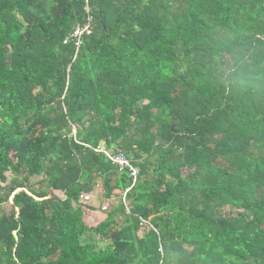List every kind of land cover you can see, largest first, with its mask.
<instances>
[{
	"label": "trees",
	"instance_id": "obj_1",
	"mask_svg": "<svg viewBox=\"0 0 264 264\" xmlns=\"http://www.w3.org/2000/svg\"><path fill=\"white\" fill-rule=\"evenodd\" d=\"M0 264H264V0H0Z\"/></svg>",
	"mask_w": 264,
	"mask_h": 264
},
{
	"label": "rangeland",
	"instance_id": "obj_2",
	"mask_svg": "<svg viewBox=\"0 0 264 264\" xmlns=\"http://www.w3.org/2000/svg\"><path fill=\"white\" fill-rule=\"evenodd\" d=\"M73 134H76V130H74ZM100 146L104 147L107 151H109L111 153V151L106 147V145L104 143H101ZM8 180L10 181L12 179V175L11 173L7 174ZM14 178V175H13ZM42 180V177H34L32 182L33 185L37 187L41 186L40 181ZM20 191V190H19ZM50 195L53 196H57L61 199H65V195L63 192L61 191H55V190H51ZM120 195V192L118 194V196ZM92 202H90L89 204H85L84 206V211L85 214L87 215V217L92 218V222L90 223V225L92 226H97L99 223H101L104 219V217L106 216L105 214H108L109 211L116 205V203L118 202L117 198L118 196L115 194L116 198H112L111 200H107L104 197V189L102 188V183L101 181L97 182L95 185V189L92 192ZM124 200V196L122 198ZM109 203V211L108 212H103L102 211V206H104L105 204ZM13 202L12 200H10V203H7L3 206V211L6 214H10L13 211V206H12ZM146 229V226L143 227V231ZM102 245H104V243H102Z\"/></svg>",
	"mask_w": 264,
	"mask_h": 264
},
{
	"label": "built area",
	"instance_id": "obj_3",
	"mask_svg": "<svg viewBox=\"0 0 264 264\" xmlns=\"http://www.w3.org/2000/svg\"><path fill=\"white\" fill-rule=\"evenodd\" d=\"M90 34L91 33V29L90 28H86V29H81V30H77L75 33H73L70 38H74L76 40V46L79 50V48L82 45L81 42V38L84 34ZM69 39L66 40V42H68ZM97 152L100 153H104L105 155L111 157V159L113 160L114 164L120 169V170H124V169H128L131 173V176L133 177L134 183L136 182L139 170L134 167L131 162L126 158V156H124L123 154H118V155H112L110 154L109 151H107L104 147L99 146L96 149ZM126 194L124 195V199H125ZM81 200L84 201L85 203L90 202L92 200V196L90 195H83L81 196ZM109 203L105 204L104 206H102V211L103 212H108L109 210ZM145 224L147 225L148 222L147 221H142L141 225Z\"/></svg>",
	"mask_w": 264,
	"mask_h": 264
},
{
	"label": "clouds",
	"instance_id": "obj_4",
	"mask_svg": "<svg viewBox=\"0 0 264 264\" xmlns=\"http://www.w3.org/2000/svg\"><path fill=\"white\" fill-rule=\"evenodd\" d=\"M81 48V47H80ZM80 48H79V50H80ZM97 149V148H96ZM132 164V163H131ZM133 165V164H132ZM134 167H136L135 165H133ZM138 170H139V168L138 167H136ZM120 170V169H119ZM124 170H127V169H124ZM120 171H123V170H120ZM139 172H140V170H139ZM129 173H130V171H129ZM138 177H139V173H138V176H137V179H136V182L134 183V180H133V177L131 176V173H130V178L132 179V186L131 187H129L126 191H125V194L127 193V192H129L135 185H136V183H137V181H138ZM125 194H123V196L125 195ZM88 195V194H87ZM92 195V194H91ZM90 195V196H91ZM37 200H40L39 198H37ZM107 200H111V199H107ZM90 202H92V200L90 201ZM90 202H87V204H89ZM85 203V202H84ZM109 211V210H108Z\"/></svg>",
	"mask_w": 264,
	"mask_h": 264
}]
</instances>
